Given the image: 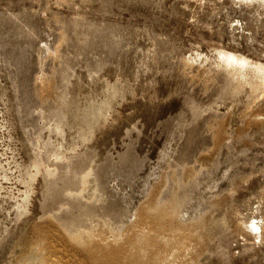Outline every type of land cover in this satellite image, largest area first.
<instances>
[{
  "label": "rangeland",
  "instance_id": "1",
  "mask_svg": "<svg viewBox=\"0 0 264 264\" xmlns=\"http://www.w3.org/2000/svg\"><path fill=\"white\" fill-rule=\"evenodd\" d=\"M220 50L264 63L263 5L0 0V264H264V91Z\"/></svg>",
  "mask_w": 264,
  "mask_h": 264
},
{
  "label": "bare ground",
  "instance_id": "2",
  "mask_svg": "<svg viewBox=\"0 0 264 264\" xmlns=\"http://www.w3.org/2000/svg\"><path fill=\"white\" fill-rule=\"evenodd\" d=\"M246 1L253 2L254 0H246ZM255 1L259 2L260 5L264 6V0H255ZM219 56H220V59L216 61L217 65H220V63H222L221 65L223 66V68L227 70L228 74L230 75L231 80L236 81V85H235L236 88H242L246 83H248V80L246 77L249 73L252 72L258 78V84L256 85L255 88H258L259 86H261V89L264 91V63L249 59L247 56L243 54H240L238 52L229 51V50H220ZM206 58L207 56L204 57L203 61H205ZM121 87L122 86H117V85L105 87L104 89L105 93L102 96V99H100V101L99 100L97 101L91 98L89 99L86 106L78 110L79 114L81 115V117L79 118L80 122L84 125L87 124L86 125L87 130H85L84 127H82L81 131L79 130L77 131L78 139L85 140L87 139V137L91 135V131L94 128L93 126L97 124L100 119L104 118L108 114V110L112 105V100L115 98L116 95L119 96L121 92ZM75 109H79V108L75 107ZM73 112L75 114L76 110H73ZM64 124H66V121L63 122V125ZM63 125L62 123L61 124L56 123L55 127L56 129H59ZM60 153L61 152H59L57 149L56 152H54V156L58 157ZM31 165L34 166L37 170L38 160L36 157L31 163ZM0 166H1V161H0ZM29 175L32 176V173L29 172ZM5 176H7V174ZM86 181H87V177H85V180L83 183H85ZM25 187H28V185ZM28 195H29V192L26 189V190L21 191V193L19 194V198L16 199L17 215H20L21 213H23V209L26 207V201H27ZM162 211H163V214H166L169 216L175 215L173 204L170 207L163 208ZM251 228H253L251 230H256L255 237H258V236L261 237L263 235L262 233L264 229L262 228L261 225H259L258 222L253 223L252 221Z\"/></svg>",
  "mask_w": 264,
  "mask_h": 264
}]
</instances>
